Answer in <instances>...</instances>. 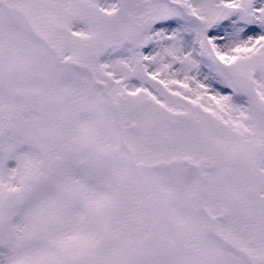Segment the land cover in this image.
<instances>
[{
	"label": "snow or ice",
	"instance_id": "1",
	"mask_svg": "<svg viewBox=\"0 0 264 264\" xmlns=\"http://www.w3.org/2000/svg\"><path fill=\"white\" fill-rule=\"evenodd\" d=\"M0 264H264V0H0Z\"/></svg>",
	"mask_w": 264,
	"mask_h": 264
}]
</instances>
